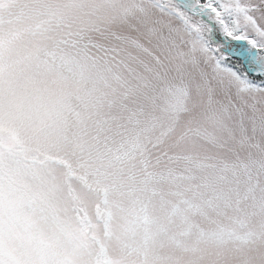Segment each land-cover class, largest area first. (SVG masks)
<instances>
[{
  "label": "snow or ice",
  "instance_id": "obj_1",
  "mask_svg": "<svg viewBox=\"0 0 264 264\" xmlns=\"http://www.w3.org/2000/svg\"><path fill=\"white\" fill-rule=\"evenodd\" d=\"M0 264H264V0H0Z\"/></svg>",
  "mask_w": 264,
  "mask_h": 264
}]
</instances>
